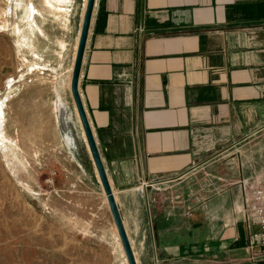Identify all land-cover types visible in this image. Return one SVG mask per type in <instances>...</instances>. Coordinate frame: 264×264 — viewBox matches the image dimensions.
Here are the masks:
<instances>
[{
    "label": "crops",
    "instance_id": "crops-1",
    "mask_svg": "<svg viewBox=\"0 0 264 264\" xmlns=\"http://www.w3.org/2000/svg\"><path fill=\"white\" fill-rule=\"evenodd\" d=\"M85 4L59 0L69 105ZM77 90L127 237L166 243L167 264H199L189 255L206 238L185 233L174 202L188 178L264 174V0H94ZM241 197L239 186L233 205ZM239 220L227 215L219 236L226 226L236 237Z\"/></svg>",
    "mask_w": 264,
    "mask_h": 264
},
{
    "label": "rangeland",
    "instance_id": "rangeland-1",
    "mask_svg": "<svg viewBox=\"0 0 264 264\" xmlns=\"http://www.w3.org/2000/svg\"><path fill=\"white\" fill-rule=\"evenodd\" d=\"M67 96L59 99V0H0V264H129ZM59 101L67 107L65 129ZM199 180L189 177L174 199L191 219L185 233L206 238V251L189 257L199 264H250L244 239L253 223L244 212L243 183L253 178ZM231 212L240 216L238 235L224 226L221 238L220 222ZM137 237H128L137 264H167L166 243Z\"/></svg>",
    "mask_w": 264,
    "mask_h": 264
},
{
    "label": "water",
    "instance_id": "water-1",
    "mask_svg": "<svg viewBox=\"0 0 264 264\" xmlns=\"http://www.w3.org/2000/svg\"><path fill=\"white\" fill-rule=\"evenodd\" d=\"M94 0H86L85 4V9H84V15H83V20L80 28V34H79V39L77 43V48L75 52V57H74V62H73V67H72V73H71V79H70V92L73 98V103L77 112V115L79 117L84 136L86 139L87 147L90 152V155L92 157V161L94 163L97 175L99 177V181L101 183L102 189L106 195L108 207L110 210V213L112 215L113 221L115 223L118 235L120 237V240L122 242L127 260L129 264H137L135 261V258L133 256V252L131 250V246L118 210V207L115 202V198L113 195V192L111 190V187L109 185V182L107 180V177L105 175V171L103 168V165L101 163L97 147L95 145L89 124L87 122L81 100L78 94L77 90V77H78V72H79V67H80V62H81V57H82V52L83 48L85 45V40L87 36V31H88V26H89V21H90V16H91V11L93 7ZM61 126L65 129V127L60 123ZM65 125V121H64ZM69 137V136H68ZM67 140L69 143L74 145V139L72 137H69L70 139ZM255 264H264V261L258 262Z\"/></svg>",
    "mask_w": 264,
    "mask_h": 264
},
{
    "label": "built area",
    "instance_id": "built-area-1",
    "mask_svg": "<svg viewBox=\"0 0 264 264\" xmlns=\"http://www.w3.org/2000/svg\"><path fill=\"white\" fill-rule=\"evenodd\" d=\"M244 212L252 219L253 227L245 241L248 261L255 264L264 261V174L243 183Z\"/></svg>",
    "mask_w": 264,
    "mask_h": 264
},
{
    "label": "bare ground",
    "instance_id": "bare-ground-1",
    "mask_svg": "<svg viewBox=\"0 0 264 264\" xmlns=\"http://www.w3.org/2000/svg\"><path fill=\"white\" fill-rule=\"evenodd\" d=\"M56 109L58 110V116L60 118V123H62V125L65 127L64 121H65L66 111H67V107H66L65 103H63L62 101H59L56 104ZM68 139H70V138H68Z\"/></svg>",
    "mask_w": 264,
    "mask_h": 264
}]
</instances>
